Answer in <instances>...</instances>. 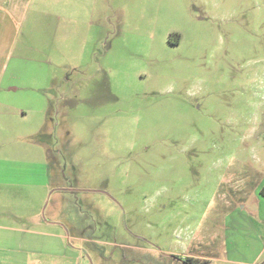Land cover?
Here are the masks:
<instances>
[{
	"label": "rangeland",
	"instance_id": "374dc122",
	"mask_svg": "<svg viewBox=\"0 0 264 264\" xmlns=\"http://www.w3.org/2000/svg\"><path fill=\"white\" fill-rule=\"evenodd\" d=\"M22 5L0 15V192L48 164L75 264H262L264 0Z\"/></svg>",
	"mask_w": 264,
	"mask_h": 264
},
{
	"label": "crops",
	"instance_id": "0c3cea01",
	"mask_svg": "<svg viewBox=\"0 0 264 264\" xmlns=\"http://www.w3.org/2000/svg\"><path fill=\"white\" fill-rule=\"evenodd\" d=\"M23 3L24 0H0V15L4 14V18L8 15L14 19L23 18L20 11ZM49 168L47 164L44 171L19 177L35 184L46 180L39 192L33 190L15 195H10L7 190L0 192V264H75V255L81 249L69 245L68 241L72 238L84 242V239L70 237L69 229L65 228L64 231L60 227L57 216L64 211H61L62 207L58 204L57 194L61 195L66 189L56 187L53 190ZM36 178L40 179L39 183ZM20 197L24 199L21 203L24 209L18 206L17 200ZM261 256L262 253L254 259L235 263L258 264Z\"/></svg>",
	"mask_w": 264,
	"mask_h": 264
},
{
	"label": "trees",
	"instance_id": "16d2710c",
	"mask_svg": "<svg viewBox=\"0 0 264 264\" xmlns=\"http://www.w3.org/2000/svg\"><path fill=\"white\" fill-rule=\"evenodd\" d=\"M193 263V262H192Z\"/></svg>",
	"mask_w": 264,
	"mask_h": 264
}]
</instances>
